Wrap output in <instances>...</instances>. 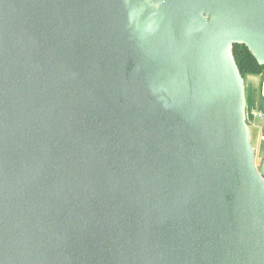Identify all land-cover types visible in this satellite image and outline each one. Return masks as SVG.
<instances>
[{"label":"water","instance_id":"95a60500","mask_svg":"<svg viewBox=\"0 0 264 264\" xmlns=\"http://www.w3.org/2000/svg\"><path fill=\"white\" fill-rule=\"evenodd\" d=\"M235 44L264 0H0V264H264Z\"/></svg>","mask_w":264,"mask_h":264},{"label":"rangeland","instance_id":"374dc122","mask_svg":"<svg viewBox=\"0 0 264 264\" xmlns=\"http://www.w3.org/2000/svg\"><path fill=\"white\" fill-rule=\"evenodd\" d=\"M246 95H247V120L252 130V142L256 148V163L260 165V159L264 157V121L259 117L253 120L254 110H264V97L260 98V81L263 80L262 96H264V75L247 74ZM253 121V122H250ZM254 123V124H253Z\"/></svg>","mask_w":264,"mask_h":264},{"label":"trees","instance_id":"16d2710c","mask_svg":"<svg viewBox=\"0 0 264 264\" xmlns=\"http://www.w3.org/2000/svg\"><path fill=\"white\" fill-rule=\"evenodd\" d=\"M233 49L237 64L244 77H246L247 74L264 75V65L258 63L245 44H235ZM260 82V98L263 99L264 96H262L263 94L261 92L263 80Z\"/></svg>","mask_w":264,"mask_h":264},{"label":"built area","instance_id":"2783aa9c","mask_svg":"<svg viewBox=\"0 0 264 264\" xmlns=\"http://www.w3.org/2000/svg\"><path fill=\"white\" fill-rule=\"evenodd\" d=\"M252 114H253V118H254L253 120H255L256 118L259 117L262 121H264V110H260V111L254 110L252 112Z\"/></svg>","mask_w":264,"mask_h":264},{"label":"flooded vegetation","instance_id":"af4514ba","mask_svg":"<svg viewBox=\"0 0 264 264\" xmlns=\"http://www.w3.org/2000/svg\"><path fill=\"white\" fill-rule=\"evenodd\" d=\"M264 92V91H263ZM250 122H253V121H250ZM254 124V123H253ZM251 135H252V130H251ZM260 161H261V159H260Z\"/></svg>","mask_w":264,"mask_h":264}]
</instances>
